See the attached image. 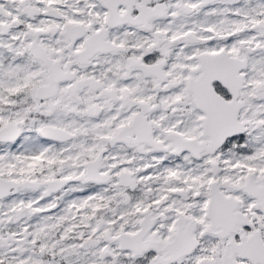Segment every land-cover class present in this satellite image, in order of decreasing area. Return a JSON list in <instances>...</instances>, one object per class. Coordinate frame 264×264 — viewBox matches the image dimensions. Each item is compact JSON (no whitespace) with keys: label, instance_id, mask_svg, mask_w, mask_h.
<instances>
[{"label":"snow or ice","instance_id":"6c2138e0","mask_svg":"<svg viewBox=\"0 0 264 264\" xmlns=\"http://www.w3.org/2000/svg\"><path fill=\"white\" fill-rule=\"evenodd\" d=\"M0 264H264V0H0Z\"/></svg>","mask_w":264,"mask_h":264}]
</instances>
